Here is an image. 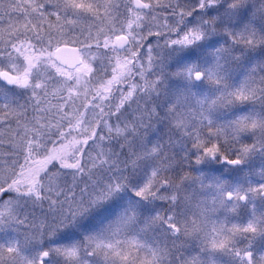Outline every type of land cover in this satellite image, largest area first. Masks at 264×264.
Here are the masks:
<instances>
[{
	"label": "snow or ice",
	"instance_id": "6c2138e0",
	"mask_svg": "<svg viewBox=\"0 0 264 264\" xmlns=\"http://www.w3.org/2000/svg\"><path fill=\"white\" fill-rule=\"evenodd\" d=\"M0 264H264V0H0Z\"/></svg>",
	"mask_w": 264,
	"mask_h": 264
},
{
	"label": "rangeland",
	"instance_id": "374dc122",
	"mask_svg": "<svg viewBox=\"0 0 264 264\" xmlns=\"http://www.w3.org/2000/svg\"><path fill=\"white\" fill-rule=\"evenodd\" d=\"M133 107H135V105H133ZM157 127H159V125H157ZM165 139H166V137H165ZM5 143H7V141H5ZM189 194L193 195L194 197L197 196V193L193 192L191 189H189ZM5 199H7V197H5ZM46 208H47V205H44L45 210H46ZM29 211H32V209H29ZM34 211H35L37 216H41V209L40 208H36ZM217 215H220L221 219L223 218V216L221 214L218 213ZM182 242L184 243V249L183 250L185 251V255H188L189 253H191L192 255L196 254V251L194 249H196L197 241L195 240L194 237H188Z\"/></svg>",
	"mask_w": 264,
	"mask_h": 264
}]
</instances>
